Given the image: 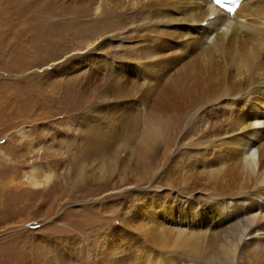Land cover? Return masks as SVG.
<instances>
[{"label": "rangeland", "instance_id": "1", "mask_svg": "<svg viewBox=\"0 0 264 264\" xmlns=\"http://www.w3.org/2000/svg\"><path fill=\"white\" fill-rule=\"evenodd\" d=\"M47 1L0 0V264L187 261L189 255L151 244L141 230L159 228L165 210L183 205L178 166L188 117L143 149L93 119L111 114L101 109L106 72L99 67L97 0H61L75 11L68 18L73 35L66 34L71 51L59 56L43 45V37L51 36L48 45L55 40L47 22L61 18ZM36 163L43 168L39 178L47 177L38 185L30 183ZM177 211L175 225L200 213ZM209 213L195 221L206 225ZM166 225L172 222L162 229L167 237L172 228ZM193 259L190 264H199Z\"/></svg>", "mask_w": 264, "mask_h": 264}, {"label": "bare ground", "instance_id": "2", "mask_svg": "<svg viewBox=\"0 0 264 264\" xmlns=\"http://www.w3.org/2000/svg\"><path fill=\"white\" fill-rule=\"evenodd\" d=\"M47 2L61 18L47 22L55 40L48 45L51 36L43 37V45L59 56L71 51L66 34L75 9ZM94 9L102 16L99 67L106 72L101 109L111 114L93 119L141 149L175 121L190 122L182 124L179 150L183 205L165 210L159 228L141 230L151 244L189 257L156 264H264V0H242L232 15L210 0H97ZM42 169L31 166V184L47 179L39 178ZM198 190L204 197L190 195ZM182 206L200 213L175 225ZM207 208L202 225L195 220ZM165 222L173 225L167 237Z\"/></svg>", "mask_w": 264, "mask_h": 264}]
</instances>
